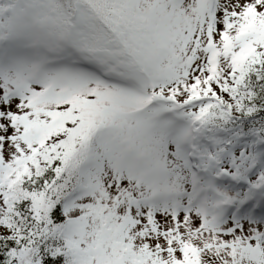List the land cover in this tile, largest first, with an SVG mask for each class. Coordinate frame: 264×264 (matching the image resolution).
Returning <instances> with one entry per match:
<instances>
[{"label": "snow or ice", "instance_id": "obj_1", "mask_svg": "<svg viewBox=\"0 0 264 264\" xmlns=\"http://www.w3.org/2000/svg\"><path fill=\"white\" fill-rule=\"evenodd\" d=\"M0 264H264V0H0Z\"/></svg>", "mask_w": 264, "mask_h": 264}]
</instances>
